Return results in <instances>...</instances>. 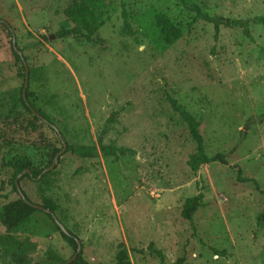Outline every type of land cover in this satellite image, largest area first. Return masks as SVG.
Segmentation results:
<instances>
[{"label": "rangeland", "instance_id": "rangeland-1", "mask_svg": "<svg viewBox=\"0 0 264 264\" xmlns=\"http://www.w3.org/2000/svg\"><path fill=\"white\" fill-rule=\"evenodd\" d=\"M69 1L0 0V207L18 198L8 160L26 157L41 169L63 142L46 123L17 117L25 66L13 54L6 22L26 58L27 87L65 143L97 147L107 118L118 110L103 142L136 151L119 158L61 152L48 190L39 191L27 177L19 181L32 202L56 205L88 262H113L123 244L130 264H168L182 255L184 264H264V223L258 221L264 210V23L220 27L215 38L213 24L190 8L264 18V0H102L109 14L97 31L102 44L83 35L56 36L73 25L62 11ZM121 2L133 29L135 15L160 12L182 36L164 48L139 33L135 41L122 33ZM167 96L202 118L205 152L225 153L227 164L188 167L196 143ZM198 192L202 205L191 223L180 210ZM35 219V234L11 233L38 242L28 253L31 264L69 259L74 250L51 219L42 211ZM150 242L163 260L147 249ZM10 262L0 251V264Z\"/></svg>", "mask_w": 264, "mask_h": 264}, {"label": "trees", "instance_id": "trees-1", "mask_svg": "<svg viewBox=\"0 0 264 264\" xmlns=\"http://www.w3.org/2000/svg\"><path fill=\"white\" fill-rule=\"evenodd\" d=\"M190 8L195 12L196 18H201L202 20L213 24L215 38L219 33L220 27H246L249 21L261 24L264 23L263 17L233 19L218 15H210L203 12L197 5H192ZM62 11L72 21L73 25L59 30L56 33L58 38L83 35L88 42H93L95 44L104 43V41L97 36L99 28L109 19L108 11L102 0H70ZM120 14L122 17V33L127 36H134V40L137 42L139 41V38L135 35L136 33H139L155 47L164 48L172 45L182 36L181 29L174 25L160 12H154L148 15L144 13L135 15L134 21L137 26L136 29H133L124 2L120 3ZM5 27L11 35H14L12 27L6 22ZM246 33H249L247 29ZM12 50L15 57L22 61V57L13 47ZM23 59L26 60L24 56ZM167 101L172 110L185 122L189 134L196 143L195 151L186 161L188 167L192 171H196L202 164H210L213 162L227 164L225 153L219 152L214 155H208L205 152L203 136L200 130L202 118H196V116L188 111L183 104L179 103L171 96H167ZM15 111L20 122L26 121L27 118L31 117V119L35 121L46 123L48 127L56 131L58 137L63 142L60 148L53 149L48 154V164L41 169L34 168L32 162L26 157H16L8 160L7 165L14 168L12 191L18 195V198L0 207V224L6 230V234L0 236V251L10 255V264H31V261L28 258V253L33 248L36 241L34 242V239L18 240L14 238L11 233L23 231L29 235L35 234V213L42 211L51 219L55 228L60 233L61 238L72 247L74 252L77 251L78 245H81L75 260L70 264H91L83 256L82 242L80 238L68 229L56 215V205L48 201L41 206L42 208L37 206L39 204L32 202L21 188L17 189L15 181L19 183L21 179L27 177L36 184L39 191L48 190L55 173V168H48L54 162L56 154L61 152L63 154L70 153L83 158H94L99 155L103 157L119 158L125 155H135L136 151L133 148L115 146L103 142V135L107 133L109 125L116 121V116L119 111L117 110L116 112H113V114L107 118L98 137L97 147L65 143L63 135L53 125L49 115L37 104L35 94L29 90V87H26L25 96L23 95V92L20 93L19 105L16 106ZM260 191L261 193H264V190ZM202 199V192H198L187 198L180 210L181 218L192 223L193 215L202 205ZM258 221L264 223V210L258 215ZM39 249L40 253L44 252V247L41 244ZM147 249L163 260V253L154 247L153 242H150L147 245ZM132 250L137 253H143V248L136 249L133 247ZM211 251L218 256H225L227 254L226 249L211 248ZM65 261L66 260L59 259L57 264H62ZM185 261V256L182 255L168 264H184ZM108 264H130L128 250L123 244L119 245L114 261Z\"/></svg>", "mask_w": 264, "mask_h": 264}, {"label": "water", "instance_id": "water-1", "mask_svg": "<svg viewBox=\"0 0 264 264\" xmlns=\"http://www.w3.org/2000/svg\"><path fill=\"white\" fill-rule=\"evenodd\" d=\"M15 36L13 35V48H14V50H16L17 51V53L22 57V61H23V64H24V66H25V82H24V88H23V95L25 96V91H26V87H27V84H28V78H29V68H28V66H27V63H26V61L23 59V56H22V54L20 53V51L18 50V48H17V46H16V44H15ZM59 158V153L58 154H56V156H55V158H54V162L51 164V166L48 168V169H53V168H55V166H56V162H57V159ZM15 183H16V186H17V189H19L20 188V186H19V183L17 182V181H15ZM37 206H40L41 207V205H37ZM42 208V207H41ZM45 210V209H44ZM80 247H81V245H78V249H77V251L76 252H74V254L69 258V259H67L64 263H62V264H70L71 262H73L74 260H75V258H76V256H77V254H78V252H79V249H80Z\"/></svg>", "mask_w": 264, "mask_h": 264}]
</instances>
